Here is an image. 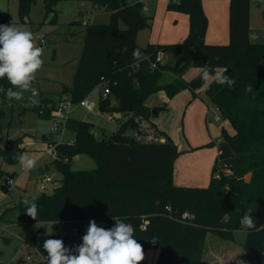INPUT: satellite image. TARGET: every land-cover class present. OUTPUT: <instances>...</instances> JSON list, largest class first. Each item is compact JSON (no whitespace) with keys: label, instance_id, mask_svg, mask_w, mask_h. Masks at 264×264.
I'll list each match as a JSON object with an SVG mask.
<instances>
[{"label":"trees","instance_id":"trees-1","mask_svg":"<svg viewBox=\"0 0 264 264\" xmlns=\"http://www.w3.org/2000/svg\"><path fill=\"white\" fill-rule=\"evenodd\" d=\"M18 1L23 17L36 0ZM57 1L45 0L48 12ZM81 1L104 7L110 13L109 22L85 27L72 85H64L61 92L41 93L38 105L30 110L39 118L51 119L52 110L64 96L79 103L105 77L110 80V94L101 99L100 111L112 116L121 113L119 128L109 137L98 138L92 133V122L69 117L65 128L74 131L76 138L70 142L49 141L52 163L62 174L60 186L50 195L43 192L35 198L36 220L26 214L23 202L5 212L17 209L19 221L25 224L50 223L53 232L48 239H62L67 247L81 243L86 222L94 219L111 228L115 223L112 216L118 217L134 226L144 254L149 248L160 250L156 264H201L207 234L233 239L235 232L244 231L239 224L243 210L253 204L257 227L246 231L242 246L250 254L264 257V43L251 39L250 0L229 1V42L225 44L206 42L208 18L203 0H169L168 10L188 15L187 36L177 43L145 46L137 42L138 33L150 26L141 4ZM56 18L57 14L52 21ZM10 22L8 12L0 11V24ZM135 49L146 59H135ZM158 51L172 54L176 62L151 68ZM204 65L213 71L227 68L225 75L235 84L228 87L213 83L207 93L199 94V73ZM192 67L200 70L186 79ZM250 85L252 91L247 92ZM9 87L6 79L0 80L1 89ZM184 89H189L193 98H208L234 130L230 133L222 128L219 155L207 187L174 184V162L181 151L169 136L164 142L146 143L133 135L141 130V121L151 122L152 108L147 106L150 96L164 91L172 98ZM1 92L0 99L4 100ZM24 137L0 142V180L15 177L16 173L7 174L3 165L18 163L17 155L25 151L21 146ZM80 154L95 159L97 167L73 170L71 161ZM216 173L220 175L217 179ZM184 212L195 218L182 219ZM35 264H47L45 252Z\"/></svg>","mask_w":264,"mask_h":264},{"label":"rangeland","instance_id":"rangeland-1","mask_svg":"<svg viewBox=\"0 0 264 264\" xmlns=\"http://www.w3.org/2000/svg\"><path fill=\"white\" fill-rule=\"evenodd\" d=\"M126 1L132 2L133 0ZM82 8L83 11L85 9L88 10L87 16L81 17L82 20L88 19L91 24L109 22L110 13L108 10L104 7L94 6L89 2L85 3L80 0L57 1V3L53 5V10L50 12L47 11L45 0H36L32 4L29 13L23 17L20 14L18 0H0V11L8 12L10 23L21 25L31 30L38 37L37 42L40 46L41 38L46 40L43 46L45 49V63L43 68L37 73L36 80L33 83V88L38 93L42 91L57 92L62 89L63 84L72 83L76 59L81 51L80 42L82 37H77L73 41H58V37L52 34L56 26L51 22L57 14L59 25L64 24L66 26V23L72 20L74 15L78 14ZM149 8L150 10L148 11L142 10L143 15L149 18L150 26L138 33L137 42L139 44H146L147 41H150L151 35L159 38L163 32L164 20L161 19L159 21L154 18L156 3L149 0ZM263 9L264 3L258 7L260 12L256 11L253 17V21L257 22V20H259V24L254 27L252 33L257 35L255 41L260 43H264V27L261 26L262 22H264ZM92 14L93 16H91ZM64 25L61 30L67 32L66 28L63 29V27H65ZM122 26L124 27V25ZM74 27H76V30L80 34L85 28L83 25H75ZM61 33H64V31ZM48 40L54 41V44H49V42H47ZM172 58L173 61L176 62V57ZM3 92H1V94H3ZM31 94V92L25 93L24 100L19 102L15 100L9 101L6 96L5 100L0 99V142L26 135V137L28 136L34 140V144L32 147L28 146L33 150L25 151L35 157L39 155L37 159L38 166L31 171L22 169L18 163L15 165L5 163L3 165V169L7 174L15 171L14 173H16L17 177L23 176L20 188L14 186L11 191H6L1 187L6 177L0 180V194H11L10 199L13 198L12 200L16 203L22 200L24 201L25 198L30 201L33 197L36 198L43 193L39 189L38 181L41 173L51 176L60 183L59 180L62 178V174L57 170L55 164L52 163V154L47 151V149H49V144L44 143L45 141L42 140L43 136L47 139L66 142L76 138V133L65 127L62 131L52 130L50 118H39L36 112L30 110L33 106L29 102ZM101 96L103 97V87H98L94 89L87 98L95 105L93 110L88 111L84 108L75 106V104L72 109L73 116H77L84 120H90L95 124L94 131L98 134V138L111 136L118 125L117 121L103 120L101 117L99 111V100ZM213 111L216 112L214 109ZM216 124L218 125L220 123ZM178 125L179 123L176 121V133L174 134V138L180 135L181 126ZM175 126H173V128ZM214 139L217 140V138ZM96 167L97 162L95 159L87 154H80L78 158H74L71 161V168L73 170H90ZM53 192L54 188L51 187L44 193L50 195ZM1 204L2 203H0V205ZM0 214L2 215L0 218V264H35L42 260L44 252L43 243L49 238L52 232L50 223H22L18 219L17 209H11L5 212L2 206H0ZM96 223L101 227L106 225V222L97 221ZM88 225L89 222H86L84 234ZM40 228H42V230H39ZM32 236H35L33 240L31 239ZM246 236V231H237L233 239L227 240L217 236L213 232H209L205 241L203 261H205L210 254H215L218 258L222 255L230 260L235 259V264H264V257L252 255L248 251L245 252L246 250L242 245L246 240ZM29 255L33 256L31 260L27 258Z\"/></svg>","mask_w":264,"mask_h":264},{"label":"crops","instance_id":"crops-1","mask_svg":"<svg viewBox=\"0 0 264 264\" xmlns=\"http://www.w3.org/2000/svg\"><path fill=\"white\" fill-rule=\"evenodd\" d=\"M152 1L156 3L154 18L156 20L158 19L159 21L161 19L164 20L163 21V32L159 38H156L155 36L151 35L150 41H147L146 44H140V45L145 46L149 43L150 44H170V43H177V42L183 41L185 37L187 36L189 32V27H190V21H189L188 15L182 12L168 10L169 0H152ZM229 1L230 0H203L204 10L208 18V28H207L205 40L209 44H225L229 42ZM146 3H147V8H148L146 11H148L150 10L149 0H147ZM263 3H264V0H250L251 39L253 35H255V37L257 36L255 33H252V32H253L254 27L258 26L259 24V20H257V22L253 21V17L256 11L260 12L258 10V7L260 5H263ZM83 8L80 9L78 14L74 15V18L72 20H69L66 23L67 24L66 26L64 24L59 25L57 18L55 22L53 21L51 22L54 26H56L53 29L52 34L58 37V41H73L77 37H82V40L80 42L81 51H82V45L84 41V30L80 34L76 30V27L74 26L82 25L81 17L87 16L88 10L85 9L83 11ZM262 12L264 13V9ZM73 21H78L79 23L78 22L73 23ZM63 25L65 26L63 27V29L66 28L67 32L63 30L64 33H61L63 32L61 30ZM261 26L264 27V22H262ZM252 40L255 41V39H252ZM47 42H49V44L50 43L54 44V41L48 40ZM79 56L80 54L78 55V57ZM78 57L75 63L74 74H75ZM199 70L200 69L196 67L190 68L185 74V78L191 79L199 72ZM73 80H74V75H73ZM73 80H72V83H73ZM72 83L63 84L62 89L57 92H61L63 90L64 85L71 86ZM98 87L100 88L102 86L99 85L96 88ZM48 92L57 93L53 91H42L39 93V95L41 93H48ZM89 95L86 98H88ZM3 97H4L3 99L5 100V92L3 94ZM101 99H102V96L99 100V111H100ZM74 104L75 106L88 110L86 107L82 106L79 103H74ZM73 106H72V109H73ZM147 106L152 109L154 107H163L164 109L159 111L157 115H153L150 120L151 122L141 121L140 129L146 133L151 132L155 135L161 136L162 138H164V141L166 139L165 136H169L178 146L179 151H181V153L179 154V156L174 162V173H173L174 184L176 186L207 187L211 182L213 165L215 163L217 156L219 155V142L221 140L222 128H226L230 133L234 132L229 121L223 119L220 112L216 109L214 104H212L209 101L208 98L204 96L193 98V94L189 89L182 90L181 92H179L177 95L173 96L172 98L167 97L164 91L157 92L149 97V99L147 100ZM213 109L216 110L217 113L214 112ZM100 115L103 118V120L117 121L118 125L115 129V132L118 130L119 125H120L119 118L122 117L121 113L119 114V116L116 114L112 116L108 113H102L100 111ZM218 116L220 117L219 120L216 119V117ZM70 117L81 119L77 116H73L72 110L70 113ZM81 120H84V119H81ZM86 121L92 122L90 120H86ZM176 121L179 123L178 126H181V128H180V135L177 136V138H174V134L176 133L175 132ZM216 123H220V124L217 125ZM150 125H153L154 127ZM173 126L175 127L173 128ZM94 127H95V124H94ZM0 130H1V127H0ZM93 131H94V128H93ZM95 134H96L95 136L97 137L98 134L96 132ZM214 138H217V140H215ZM26 140L32 141L33 143L31 145L25 144ZM42 140L45 141L44 143L49 144L50 139H47L46 137L43 136ZM62 142H66V141H62ZM210 143H213V145H209ZM33 144H34V140H32L28 136L26 137L25 135L21 146H23L25 150H33L28 147V146L32 147ZM79 156L80 155H77L74 158H78ZM36 158L38 159L39 155L36 156ZM52 161H53V158H52ZM22 177L23 176L17 177V175H15L14 177L15 187L20 188V185L22 184ZM59 181H61V178ZM1 187L3 189V185ZM10 196L11 194L10 195L3 194V193L0 194V203H2L0 206H2V209H4V211L10 206L18 204L14 200H12L13 198L10 199ZM7 198L10 200H8ZM21 202H23V200ZM39 230H42V228H40ZM34 237L35 236H32L31 239L33 240ZM159 255H160L159 249L157 248L147 249L145 252L146 264H156L159 258ZM203 263L204 264H229V263L235 264L236 262H235V259L230 260L229 258L227 259L226 256L223 257L222 255H220L218 258V256L216 257L215 254H210V256H207V259H205V261H203V257H202L201 264Z\"/></svg>","mask_w":264,"mask_h":264},{"label":"clouds","instance_id":"clouds-1","mask_svg":"<svg viewBox=\"0 0 264 264\" xmlns=\"http://www.w3.org/2000/svg\"><path fill=\"white\" fill-rule=\"evenodd\" d=\"M42 39V38H41ZM38 37L29 29L17 24H0V80L6 79L11 85L5 92L9 101L24 100L25 93L36 92L33 83L37 73L43 68L45 49L37 42ZM159 55V54H158ZM137 60L146 59L139 49L133 51ZM227 68L218 67L214 71L207 65L202 66L199 78L202 83L197 89L199 94L207 93L212 84L232 87L235 81L225 75ZM252 91V86L245 89ZM32 103H36L32 100ZM26 140L25 144H32ZM20 167L31 171L38 166L37 158L25 151L16 157ZM26 214L36 220L38 216L35 198L23 201ZM257 209L249 204L243 210L239 220L240 228L244 231L256 229V221L252 215ZM115 221L111 228L98 226L96 221L90 220L81 243L74 247H67L62 239L50 238L43 243L47 264H141L145 259L143 246L135 238V228L131 223L113 217ZM156 242V238L152 239Z\"/></svg>","mask_w":264,"mask_h":264},{"label":"built area","instance_id":"built-area-1","mask_svg":"<svg viewBox=\"0 0 264 264\" xmlns=\"http://www.w3.org/2000/svg\"><path fill=\"white\" fill-rule=\"evenodd\" d=\"M133 1H134L133 3L141 4L142 10L146 11L148 9L147 3H146L147 0H133ZM92 16H93V14H92ZM89 24H91V23L88 19L82 20L83 26H87ZM252 39H255V35L252 36ZM45 42H46L45 39L41 40V46L42 47L44 46ZM172 57L173 56L170 53H166L164 51H158L155 61L151 62V68L154 69V68H157L160 64H166V63L171 62L173 60ZM99 85L103 87V97L102 98H106L110 94V80L105 78V77H102ZM35 92H36L35 96H33L31 94V96L29 97V102L32 105H38V103H39V93L37 91H35ZM32 100H35L36 103H32ZM73 104L74 103H72L71 99H69L68 96H65L63 98V100H61L56 105V107L51 112V129L52 130H56V131H62L63 130V128L65 127L66 120L70 117V113H71ZM79 104L86 107L88 110L94 109V104L91 103L87 98L80 101ZM216 119L219 120L220 117L218 116V117H216ZM140 131L141 130H137L133 133V135L139 140H142L146 143L164 142V138H162L161 136L155 135L151 132L150 133H146V132L141 133ZM92 133L94 135H96L93 130H92ZM47 151H49L52 154V146L51 145H49V149H47ZM52 157H53V155H52ZM229 172H231V171H229ZM214 177L217 179L220 177V175L218 173H216L214 175ZM14 182H15L14 177H6L4 183L2 184L3 189L6 191H11V189L14 186ZM57 183H58L57 180L53 179L49 175H46L45 173L41 174L39 177V187H40V190L43 192H45L46 190H48L51 187H53L55 190L56 188L59 187V183L58 184ZM167 210L169 211L170 207H167ZM181 217L184 220H188V219L190 220V219L195 218V216L193 214H190L188 212H184ZM145 225H146V223H144V225L142 226L143 229L145 228ZM77 232H78L77 229L74 228V233H77ZM32 257H33L32 255H29L27 258H28V260H31ZM10 264H13V263H10Z\"/></svg>","mask_w":264,"mask_h":264},{"label":"water","instance_id":"water-1","mask_svg":"<svg viewBox=\"0 0 264 264\" xmlns=\"http://www.w3.org/2000/svg\"><path fill=\"white\" fill-rule=\"evenodd\" d=\"M115 106H118V104H116ZM163 109H164L163 107H154L152 109V113H153V115H157V113ZM115 114L119 116L120 113H115ZM233 178H235V177L233 176Z\"/></svg>","mask_w":264,"mask_h":264}]
</instances>
